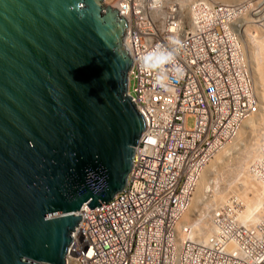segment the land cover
Segmentation results:
<instances>
[{"label":"built area","instance_id":"1","mask_svg":"<svg viewBox=\"0 0 264 264\" xmlns=\"http://www.w3.org/2000/svg\"><path fill=\"white\" fill-rule=\"evenodd\" d=\"M111 6L126 22L127 94L146 125L124 186L100 207L84 203L74 212L81 218L64 264H264V218L245 225L223 206L211 215L214 232L204 240L181 238L176 229L200 170L259 109L238 20L264 35V0H114ZM150 51L171 59L154 58L157 66L146 68ZM261 152L254 168L264 185Z\"/></svg>","mask_w":264,"mask_h":264},{"label":"water","instance_id":"2","mask_svg":"<svg viewBox=\"0 0 264 264\" xmlns=\"http://www.w3.org/2000/svg\"><path fill=\"white\" fill-rule=\"evenodd\" d=\"M114 0H0V264H64L120 190L146 118Z\"/></svg>","mask_w":264,"mask_h":264},{"label":"bare ground","instance_id":"3","mask_svg":"<svg viewBox=\"0 0 264 264\" xmlns=\"http://www.w3.org/2000/svg\"><path fill=\"white\" fill-rule=\"evenodd\" d=\"M238 22L242 26L241 46L259 109L243 120L235 136L200 170L188 207L176 225L181 238L189 235L196 240L206 239L214 232L211 215L223 206H228L239 223L245 225L264 218V185L254 168L264 148V35L261 28L247 23L244 17ZM220 174L223 181L216 187ZM229 198L237 201V208ZM184 227H189L188 234Z\"/></svg>","mask_w":264,"mask_h":264},{"label":"clouds","instance_id":"4","mask_svg":"<svg viewBox=\"0 0 264 264\" xmlns=\"http://www.w3.org/2000/svg\"><path fill=\"white\" fill-rule=\"evenodd\" d=\"M160 58L162 61H168L171 59V54L167 53V52H156V51H150L146 54V56L144 57V61H145V67L146 68H152V67H156L157 65H154L151 63V61L154 58Z\"/></svg>","mask_w":264,"mask_h":264},{"label":"rangeland","instance_id":"5","mask_svg":"<svg viewBox=\"0 0 264 264\" xmlns=\"http://www.w3.org/2000/svg\"><path fill=\"white\" fill-rule=\"evenodd\" d=\"M133 86H134V81H133L132 79H130V80H129V86H128V87H129V91H132V87H133ZM192 124H193V118H192V117H189V118L187 119V125H188V126H192ZM234 169H236V168H234ZM234 171H235V170H234ZM234 171L229 172V175H231L232 173H234ZM221 175L223 176V174H220V175L218 176L219 178H218V177L216 178V179H217V180H216V187H220V186H221L220 183H222V181H223V179H222L223 177H222ZM229 175H228V177H230ZM218 179H220V180H218ZM229 200L233 201L232 204H233V206H234L235 208L238 207V206L236 205V204H237V203H236L237 201H235L234 198H229ZM235 203H236V204H235Z\"/></svg>","mask_w":264,"mask_h":264}]
</instances>
